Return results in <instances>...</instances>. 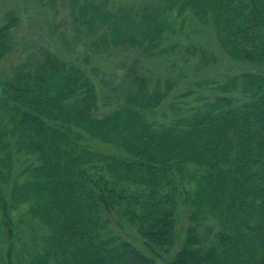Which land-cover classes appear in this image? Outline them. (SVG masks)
<instances>
[{
	"label": "trees",
	"instance_id": "1",
	"mask_svg": "<svg viewBox=\"0 0 264 264\" xmlns=\"http://www.w3.org/2000/svg\"><path fill=\"white\" fill-rule=\"evenodd\" d=\"M60 2L71 27L53 19L37 44L19 8L0 20V230L12 235L23 204L30 223L20 233L45 228L32 248L14 254L12 242L0 261L264 264V0ZM42 3L60 14L56 0ZM179 18L195 20V35L209 40L193 46L194 73H176L175 63L147 70L143 57L165 59ZM118 50L138 54L101 93L92 60ZM221 61L225 69H211ZM180 202L189 225L168 258ZM114 221L131 225L148 252Z\"/></svg>",
	"mask_w": 264,
	"mask_h": 264
},
{
	"label": "rangeland",
	"instance_id": "2",
	"mask_svg": "<svg viewBox=\"0 0 264 264\" xmlns=\"http://www.w3.org/2000/svg\"><path fill=\"white\" fill-rule=\"evenodd\" d=\"M47 1L48 0H45L46 3ZM116 2L119 3L118 5L124 4L123 7H128L127 5L129 4L131 5L141 4L142 0H116ZM56 3L59 9V12H60V14L59 13L56 14L57 17L53 16L52 12L48 10L47 7H44L42 0H0V20L4 12L11 10V9L19 8L20 9L19 11H21L20 13L23 16L24 24H25L24 34L26 33L27 38L33 39V42L37 44L40 40L42 42V39H46V37H48L46 35L47 30L44 32V29L46 28V26H48V24L51 23L53 19L56 23V20L60 18H64L65 23L69 25V27H71V21H73V19L68 18L69 14L65 7V3L62 4L60 0H56ZM181 20H183V18L173 20L174 31L172 34H169L168 38L166 39L167 42L166 44H164V46L167 49H169L167 54L164 56L165 59L150 62L146 57H143L144 60L146 61L144 64V68H146L147 70L151 69L153 71H159V72L165 71L167 73L168 70L172 68V63H175L176 65L179 64L178 65L179 68L176 70V73H180V72H182V74H186V73L193 74L194 73V70L196 69L198 64H194L195 60H191V59L196 58L193 55V50H194L193 46L197 44H199V46H202L204 42H209V40L205 39L204 36L202 38H199L200 36L195 35L196 34L195 29L198 30V26L195 20L187 19L186 21H184L185 23H183ZM89 36H90L89 34H84V33H80V34L76 33L74 35L75 38L81 39L83 44L89 42V40L87 39ZM175 43L179 45L178 47L179 49L172 50L171 47L172 45H175ZM83 44H80V46H78V50L80 52L79 53L80 58H82L83 53L86 52V46H84ZM137 54L138 53H135V52L130 53L127 51L125 52L123 50H118L110 56H107V55L99 56L101 58L100 60H99V57L97 59L94 58L92 60V64L94 66L97 65L100 69L101 74H99V77L96 80V82H97L98 88L101 93L102 91L105 93H110L112 84L114 83V80L116 79L114 74L117 72L118 73L123 72L122 66L120 65V63L123 61H131L130 59H133ZM212 54H214L218 58L221 57L222 55L221 51L217 47L214 49V51H212ZM186 58L190 60L189 66H187L184 63V59ZM225 64H226L225 62L221 61L217 67L216 65L213 64L211 69L213 70L214 69H218V70L225 69L226 67ZM207 71H208V68L207 69L205 68L203 72L200 73V75L203 77H208L209 73L207 74ZM89 146L92 149L97 150V151L112 152L110 148L98 142L97 143L90 142ZM189 187L191 189V187L193 186H189ZM181 204H183V202L182 203L180 202L181 207H180L179 214L181 215V218L179 219L180 221H179V227H178L179 234H180L178 238L179 240H177L175 246L173 247L171 251L172 252L171 256L169 255L168 257L167 255L162 254L165 258L166 257L170 258L176 253L181 243L183 242L185 231L189 225V221L187 219L188 213L186 211L187 207L186 205H181ZM27 207H28L27 204H23L19 209L12 212V222L14 225V232L12 233L11 236L10 235L7 236L5 230L4 231L0 230V253H3L4 255H6L7 250L9 251L10 247L13 246L12 242L15 243V248H16V249L15 248L13 249L14 254L22 250L23 248L22 244H26V246L30 249L32 248V243H31L32 236L34 235L40 236L45 233V228L42 227L39 223H36V224L33 223L34 224L33 226L35 227L33 231L31 228H28L29 229L27 230L28 235H23L20 233V230H21L20 226L24 227L26 223H30V216L27 215V211H26ZM0 219H1V216H0ZM112 228L115 230V232H117L123 238L128 239L137 248H139L142 251L148 252L141 238L138 236L137 232L135 231V229H133L131 225L121 223V222L120 224H118L116 221H114ZM1 232H4L6 234L5 238L2 237ZM14 257L16 258L15 255ZM23 258H21L20 260L18 259L19 262L22 261ZM5 260L7 262L8 258L6 257ZM18 260L16 258V261ZM16 261L15 259H13L14 264H16ZM0 264H3V262L0 261Z\"/></svg>",
	"mask_w": 264,
	"mask_h": 264
}]
</instances>
